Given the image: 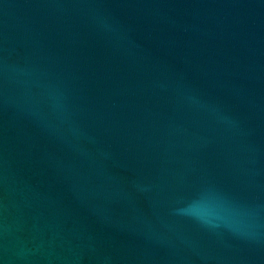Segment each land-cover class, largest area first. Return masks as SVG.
<instances>
[{
	"label": "water",
	"instance_id": "water-1",
	"mask_svg": "<svg viewBox=\"0 0 264 264\" xmlns=\"http://www.w3.org/2000/svg\"><path fill=\"white\" fill-rule=\"evenodd\" d=\"M0 264H264V0H0Z\"/></svg>",
	"mask_w": 264,
	"mask_h": 264
}]
</instances>
